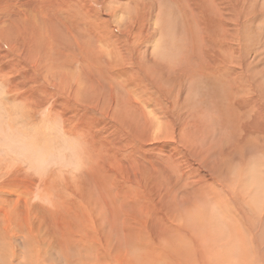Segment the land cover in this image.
Here are the masks:
<instances>
[{"label": "rangeland", "instance_id": "rangeland-1", "mask_svg": "<svg viewBox=\"0 0 264 264\" xmlns=\"http://www.w3.org/2000/svg\"><path fill=\"white\" fill-rule=\"evenodd\" d=\"M0 264H264V0H0Z\"/></svg>", "mask_w": 264, "mask_h": 264}]
</instances>
